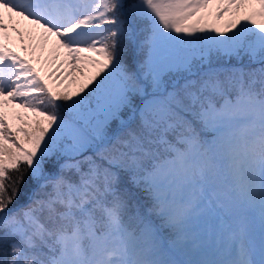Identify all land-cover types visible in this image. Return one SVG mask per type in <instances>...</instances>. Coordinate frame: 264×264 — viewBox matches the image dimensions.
Returning a JSON list of instances; mask_svg holds the SVG:
<instances>
[{"label":"snow or ice","instance_id":"6c2138e0","mask_svg":"<svg viewBox=\"0 0 264 264\" xmlns=\"http://www.w3.org/2000/svg\"><path fill=\"white\" fill-rule=\"evenodd\" d=\"M0 264H264V0H0Z\"/></svg>","mask_w":264,"mask_h":264},{"label":"rangeland","instance_id":"374dc122","mask_svg":"<svg viewBox=\"0 0 264 264\" xmlns=\"http://www.w3.org/2000/svg\"><path fill=\"white\" fill-rule=\"evenodd\" d=\"M213 11H214V9H213ZM231 18H232V17L229 15V16H226L225 19H224V20H221V21H217V20H215V19H209V20H208V23H209V24H215V25H217V26L223 28V26L226 25V24L229 22V20H231ZM13 35H14V34H13ZM21 55H24V53L21 52ZM45 55H46V54H45ZM36 66H37V68H41V67H42L41 64H37ZM49 71H51L50 68H48L47 66H43L42 75L47 76V74H48ZM73 87H74V86H73ZM8 111L11 112L12 109H8ZM17 111H18V109H17Z\"/></svg>","mask_w":264,"mask_h":264}]
</instances>
